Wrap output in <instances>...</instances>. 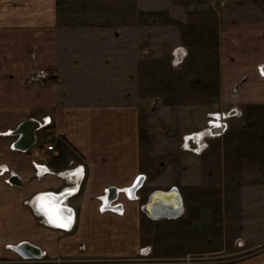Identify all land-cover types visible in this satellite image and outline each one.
<instances>
[{"label":"crops","instance_id":"crops-1","mask_svg":"<svg viewBox=\"0 0 264 264\" xmlns=\"http://www.w3.org/2000/svg\"><path fill=\"white\" fill-rule=\"evenodd\" d=\"M55 7V0H0V165L7 168L0 175V260L174 264L167 261L222 242L226 219L233 242L264 243V15L218 13L220 76L233 82L227 192L206 181L214 171L204 153L186 151L181 166L156 162L154 176L143 175L141 108L130 94L139 88L128 77L138 64L119 51L131 45L67 41L58 34ZM37 68L49 75L33 82ZM28 120L36 126L23 136L18 126ZM199 126L194 120L182 131ZM140 176L130 198L124 190ZM44 193L65 209L57 224L38 206ZM67 210L71 224L60 227ZM21 243L31 257L15 249ZM235 255L210 264H264V249Z\"/></svg>","mask_w":264,"mask_h":264},{"label":"rangeland","instance_id":"rangeland-1","mask_svg":"<svg viewBox=\"0 0 264 264\" xmlns=\"http://www.w3.org/2000/svg\"><path fill=\"white\" fill-rule=\"evenodd\" d=\"M55 1L58 34L64 33L67 41L80 45H131L119 51L128 53L131 60L134 55L138 64L130 68L132 73L129 74L135 73L134 77H128L139 88L130 94L141 108V153L146 171L143 175H150L151 179L156 162L181 166L186 151L195 155L204 153L211 156L207 169L214 171L206 181H216L228 192L233 186L230 177L233 164L229 161L230 156L233 161V82L222 83L220 76L218 13L249 10L264 15V0ZM81 49L85 50V45ZM53 73L51 76L56 79ZM48 75L46 69L37 68L30 80L34 82ZM214 119L226 124L220 135L208 131ZM194 120L200 126L183 132L182 129ZM190 137L197 139V150L187 145L186 139ZM212 139L217 142L212 143ZM4 166L1 164L0 170ZM218 190L222 199L224 191ZM229 218L233 221L230 215ZM226 229V235L221 236L222 242L205 247L200 253L192 252L167 262L224 263L233 260L235 254L264 249V243L248 247L249 244H241L239 240L233 242V222L228 219ZM195 245L201 247L198 243ZM0 264H36V261H26L15 255L0 260Z\"/></svg>","mask_w":264,"mask_h":264},{"label":"snow or ice","instance_id":"snow-or-ice-1","mask_svg":"<svg viewBox=\"0 0 264 264\" xmlns=\"http://www.w3.org/2000/svg\"><path fill=\"white\" fill-rule=\"evenodd\" d=\"M261 71H262V73H264V66L261 67ZM215 127H219V125H215ZM79 171H81V170H77V172H79ZM76 174L77 173H73L72 175H76ZM139 179L140 178H137V182L139 181ZM135 186L136 185L134 184L129 189L124 190L125 192H127L130 195V198H131V193L133 192ZM101 199L105 202V204H107V198L106 197H101ZM37 200L39 202L38 206L46 212L48 219H49V222L53 223V224H57V222L61 220L62 214L64 213L65 209L61 208L58 205V203L57 204L52 203L55 200L54 194H50V193L41 194L37 198ZM101 210H103V208ZM67 211L69 212V216L66 218L67 223H59L58 226L66 228L71 224L70 210H67Z\"/></svg>","mask_w":264,"mask_h":264},{"label":"water","instance_id":"water-1","mask_svg":"<svg viewBox=\"0 0 264 264\" xmlns=\"http://www.w3.org/2000/svg\"><path fill=\"white\" fill-rule=\"evenodd\" d=\"M36 126V122H34V121H32V120H28V121H25V122H23L21 125H19L18 126V130H19V132H21V134L23 133V136H25L26 135V133L27 132H25V130L27 129V128H29V127H31V126ZM27 126H29V127H27ZM32 139V138H31ZM23 148H25L26 146H22ZM169 191L170 192H174L175 194H177V196H178V193H177V191H176V189L174 188V187H171L170 189H169ZM154 193H157V192H154ZM174 213H176V212H174ZM30 248V246H29V244H27V243H21V244H19V245H17V246H15V249L20 253V254H22L23 256H30L31 257V253L29 252V251H27L28 249Z\"/></svg>","mask_w":264,"mask_h":264},{"label":"built area","instance_id":"built-area-1","mask_svg":"<svg viewBox=\"0 0 264 264\" xmlns=\"http://www.w3.org/2000/svg\"><path fill=\"white\" fill-rule=\"evenodd\" d=\"M217 120V119H216ZM218 121V123L220 124H218L219 125V127H216V128H213L214 127V124H213V121H211L210 123H209V125H210V127L212 128V134H216V135H220L221 134V132H223L224 131V129H225V127H226V124L224 123V122H220L219 120H217ZM46 123V122H45ZM189 140L188 141H191V140H193V137H190V138H188ZM194 139H196V138H194ZM188 145V144H187ZM190 147V146H189ZM47 149H51L52 148V146L51 145H49V146H47L46 147ZM193 150H197L198 148H199V146H194V145H192V147H191ZM6 167L4 166L1 170H0V175H3L4 173H5V171H6ZM4 180L6 181V182H8V178H4ZM136 187H140V185L138 184V185H136ZM132 197H134V194H132Z\"/></svg>","mask_w":264,"mask_h":264},{"label":"bare ground","instance_id":"bare-ground-1","mask_svg":"<svg viewBox=\"0 0 264 264\" xmlns=\"http://www.w3.org/2000/svg\"><path fill=\"white\" fill-rule=\"evenodd\" d=\"M212 116H214L213 114L211 115V117ZM213 121V124H214V127L213 128H216L215 127V125H218L219 123H218V121L216 120V119H214V120H212ZM220 125V124H219ZM208 131L211 133L212 132V128L210 127L209 129H208ZM189 139L187 138L186 139V143H189L190 141H188ZM197 140H195V142H196ZM194 143V142H193ZM192 145H194V144H192ZM188 146H190V147H192L190 144L188 145ZM195 146H199V144L197 143V145H195ZM140 180H141V178H140ZM135 185H138L139 184V181L137 182H135L134 183ZM135 188H137L136 186H135ZM172 193V196L171 197H173V205L176 203L177 204V197L175 196V193L174 192H171ZM165 195V194H164ZM163 197V196H162ZM172 204V203H171ZM151 209V208H150ZM149 209V210H150ZM164 210V209H163ZM176 210H177V207H176ZM179 210V209H178ZM175 210H172L171 212H174ZM163 212H165V211H163ZM152 214H155V213H152ZM151 214V215H152ZM164 215H167V214H170V213H167V212H165V213H163ZM156 215V214H155ZM154 217V216H153Z\"/></svg>","mask_w":264,"mask_h":264},{"label":"flooded vegetation","instance_id":"flooded-vegetation-1","mask_svg":"<svg viewBox=\"0 0 264 264\" xmlns=\"http://www.w3.org/2000/svg\"><path fill=\"white\" fill-rule=\"evenodd\" d=\"M140 177H142V176H140ZM139 182H140V183H139V185H140V184H141V181H140V179H139Z\"/></svg>","mask_w":264,"mask_h":264}]
</instances>
